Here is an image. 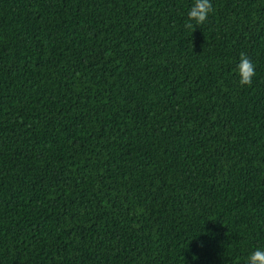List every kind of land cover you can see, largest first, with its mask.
<instances>
[{"label": "trees", "instance_id": "1", "mask_svg": "<svg viewBox=\"0 0 264 264\" xmlns=\"http://www.w3.org/2000/svg\"><path fill=\"white\" fill-rule=\"evenodd\" d=\"M193 3L0 0V264L264 249V0Z\"/></svg>", "mask_w": 264, "mask_h": 264}, {"label": "clouds", "instance_id": "2", "mask_svg": "<svg viewBox=\"0 0 264 264\" xmlns=\"http://www.w3.org/2000/svg\"><path fill=\"white\" fill-rule=\"evenodd\" d=\"M213 11L211 0H194L192 7L188 11V20L184 24L185 29L195 31V26L205 24ZM192 21H195V25ZM238 73L240 76L239 83L241 85L251 86L252 80L256 75L255 65L243 52L240 54ZM246 264H264V249L258 248L252 252L248 256Z\"/></svg>", "mask_w": 264, "mask_h": 264}]
</instances>
